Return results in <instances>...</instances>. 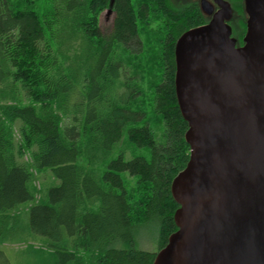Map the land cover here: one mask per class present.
I'll return each mask as SVG.
<instances>
[{
	"label": "trees",
	"instance_id": "16d2710c",
	"mask_svg": "<svg viewBox=\"0 0 264 264\" xmlns=\"http://www.w3.org/2000/svg\"><path fill=\"white\" fill-rule=\"evenodd\" d=\"M133 1L114 0L113 29L105 36L100 16L111 0H0V255L3 245L25 244L18 264H154L178 230L172 183L190 146L176 96L175 47L208 20L196 0ZM226 1L233 36L243 45L244 0ZM154 8L168 30L160 53L145 49L139 29ZM146 51L158 55V66L130 61ZM155 72L161 81L152 82L148 114L141 82ZM153 122L163 127L160 141ZM23 148L30 161L19 158ZM44 172L53 181L40 192L35 173ZM22 206L28 207L21 217ZM143 228L158 235L157 253L137 249Z\"/></svg>",
	"mask_w": 264,
	"mask_h": 264
},
{
	"label": "water",
	"instance_id": "95a60500",
	"mask_svg": "<svg viewBox=\"0 0 264 264\" xmlns=\"http://www.w3.org/2000/svg\"><path fill=\"white\" fill-rule=\"evenodd\" d=\"M212 1L175 47L190 157L172 183L178 230L154 264H264V0H244L243 45L231 4Z\"/></svg>",
	"mask_w": 264,
	"mask_h": 264
},
{
	"label": "rangeland",
	"instance_id": "374dc122",
	"mask_svg": "<svg viewBox=\"0 0 264 264\" xmlns=\"http://www.w3.org/2000/svg\"><path fill=\"white\" fill-rule=\"evenodd\" d=\"M141 0H134L133 3H135V5L137 6L138 3H140ZM145 2V1H144ZM112 9V11L110 12L109 10ZM162 14L161 10H158L157 8H154V11L150 13V17L149 19L144 23L142 22L141 19H139V29H140V35L143 41V44L145 46V49L148 50L150 48V46H153L155 49L157 50L159 49L157 52H161L162 51V46H163V42H161V39L165 37L166 33H167V29H166V17ZM114 19H115V14L113 11V8H111L110 6L108 8H106L103 13L100 16V28H101V32L103 35L107 36L111 33L112 29H113V24H114ZM146 53L148 55L146 56H142L140 58H135V57H130V61L131 59H135V62L137 61L140 65H143V69L147 68L150 65V67H155V65L158 64V60L157 57L158 55L154 56V54H150L149 51H146ZM145 55V54H144ZM158 66V65H157ZM130 71H132L134 74V66L128 64V68ZM140 74L144 73V72H139ZM153 74V73H152ZM146 76V77H145ZM144 76V81L141 82L142 86H141V92H143L142 94L139 95V100L141 102H143V105L145 106L146 111L148 112V114H150V110L152 109V100L154 98V90H155V84L160 82V77L157 75V73L155 72L154 75L152 76ZM156 76V80L155 77ZM159 79H158V78ZM155 83V84H152ZM16 85H18V89L20 92V97L22 99V101L25 104H29L30 103V99L29 97H26V94L24 92V90L19 86V84L16 83ZM2 88H6V85H2ZM22 124L20 122H16L13 125V129L15 135H16V143L17 145L20 144V130H21ZM152 127L156 133L157 136V140L160 141L161 140V135H162V130L163 127L161 126V124L159 122H153L152 123ZM20 147V146H17ZM127 153H126V159H130L132 158V156L134 155V153L131 154V149L127 148ZM23 150L22 155L19 157L21 159V161H30V154L31 151H29L28 149H21V151ZM135 154L137 155H144L147 158H150V154L149 151L146 149L140 150L138 149ZM53 181V177H51V173H42V174H37L35 173V181H34V185L37 188V190H42L46 191L48 190V188H50V184ZM30 188H33V185H30ZM41 192V191H40ZM40 192H35V198L37 200L40 199L41 197V193ZM28 206H22L19 211L18 214L22 217L24 211L27 209ZM158 235L152 230V229H148V228H143L141 230V232L139 233L138 237H137V243H136V247L137 249L140 250H146V251H150V252H158ZM36 246H39V244H36ZM2 250L4 251V255H0V264H6V260L10 259L12 264H18V262L21 261V252L24 250V248L26 247L25 244H20V245H3L1 246ZM24 264L26 262H23ZM21 263V264H23Z\"/></svg>",
	"mask_w": 264,
	"mask_h": 264
},
{
	"label": "flooded vegetation",
	"instance_id": "af4514ba",
	"mask_svg": "<svg viewBox=\"0 0 264 264\" xmlns=\"http://www.w3.org/2000/svg\"><path fill=\"white\" fill-rule=\"evenodd\" d=\"M195 1V0H194ZM201 1L202 0H196V2H198L199 3V5H200V3H201ZM209 1H211L212 3H213V1L212 0H209ZM218 10V7L216 6V9H215V11H217ZM115 14V13H114ZM203 17L206 19V20H208V21H210L211 19H212V17L211 16H209V15H206V14H204L203 13Z\"/></svg>",
	"mask_w": 264,
	"mask_h": 264
}]
</instances>
